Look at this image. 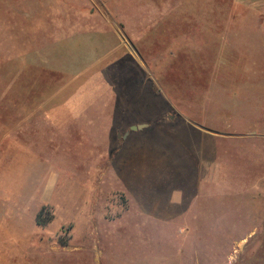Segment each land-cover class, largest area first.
<instances>
[{
    "label": "rangeland",
    "instance_id": "1",
    "mask_svg": "<svg viewBox=\"0 0 264 264\" xmlns=\"http://www.w3.org/2000/svg\"><path fill=\"white\" fill-rule=\"evenodd\" d=\"M0 264H264V0H0Z\"/></svg>",
    "mask_w": 264,
    "mask_h": 264
},
{
    "label": "crops",
    "instance_id": "2",
    "mask_svg": "<svg viewBox=\"0 0 264 264\" xmlns=\"http://www.w3.org/2000/svg\"><path fill=\"white\" fill-rule=\"evenodd\" d=\"M57 100H59V99H57ZM64 100V99H63ZM64 101H66V104H64L63 103V106H62V108H64L65 107V109H69L70 110V105L72 104V103H78V100H75V99H73V100H71V99H66V100H64ZM57 107V106H56ZM80 110V107L77 109V111H79ZM71 115H73V116H79L80 115V113H78L77 115L75 114V113H73V114H71ZM111 116H113V117H122V116H124V113L122 112V115L120 114V112H116V113H112L111 114ZM125 117V116H124ZM191 128H193V130L194 131H197L196 129V127H194V126H190ZM134 131V130H133ZM201 132L200 133H202V130H200ZM134 132H138V131H134ZM134 132H131L130 131V133H134ZM196 135V134H195ZM203 134H201V136H202ZM195 140V139H194ZM126 154H127V152H126ZM127 164V163H126ZM199 178L197 177V180H198ZM169 181H171V180H169ZM188 182V183H187ZM186 183H187V185H188V189H187V191H191L192 190V188H193V185H192V183L191 182H189V181H186Z\"/></svg>",
    "mask_w": 264,
    "mask_h": 264
},
{
    "label": "trees",
    "instance_id": "3",
    "mask_svg": "<svg viewBox=\"0 0 264 264\" xmlns=\"http://www.w3.org/2000/svg\"><path fill=\"white\" fill-rule=\"evenodd\" d=\"M44 211V210H43ZM42 214V212L40 213V215ZM40 217V216H39ZM50 219L51 218H44V219H41L40 220V218L38 219V224L39 225H43V226H45V225H47V223L50 221Z\"/></svg>",
    "mask_w": 264,
    "mask_h": 264
},
{
    "label": "water",
    "instance_id": "4",
    "mask_svg": "<svg viewBox=\"0 0 264 264\" xmlns=\"http://www.w3.org/2000/svg\"><path fill=\"white\" fill-rule=\"evenodd\" d=\"M145 125H142V126H139V127H134L133 129L134 130H137V129H141V128H143Z\"/></svg>",
    "mask_w": 264,
    "mask_h": 264
}]
</instances>
